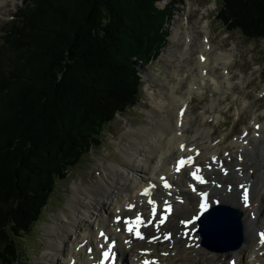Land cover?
Returning a JSON list of instances; mask_svg holds the SVG:
<instances>
[{"label": "trees", "instance_id": "16d2710c", "mask_svg": "<svg viewBox=\"0 0 264 264\" xmlns=\"http://www.w3.org/2000/svg\"><path fill=\"white\" fill-rule=\"evenodd\" d=\"M158 0H28L0 39V262L40 220L118 114L136 106L138 66L160 56L171 12ZM229 31L264 40V0H223Z\"/></svg>", "mask_w": 264, "mask_h": 264}, {"label": "bare ground", "instance_id": "6f19581e", "mask_svg": "<svg viewBox=\"0 0 264 264\" xmlns=\"http://www.w3.org/2000/svg\"><path fill=\"white\" fill-rule=\"evenodd\" d=\"M6 2L7 0H0V11ZM186 28L181 40L190 46L196 32L190 25ZM202 30L205 35L201 52L193 62L187 63V68L180 76L177 75L176 85L189 82L187 90L176 95L174 85H165L168 103L162 99L155 104L162 109L170 108L169 115L162 117L155 127L152 125L150 129L132 131L128 143L120 147L123 161L106 166L96 188H75L70 211L56 215V223L49 224L48 238L51 246L44 264H99L101 252L105 250L99 247L104 243L103 237L99 236L103 230L110 238L109 242H117L113 253L121 264H142V261L149 258L156 259L157 264H264V244L260 242L261 233H264L262 125L255 122V117L254 134L250 135V130L246 129L247 135L244 133L231 143L232 152L228 155L226 150L220 153L222 141L214 143L210 131L205 132L203 126H197L194 135H190L194 119L188 113V106L194 94L210 89L221 97L233 84L228 66L235 57L234 54H215L214 46L208 39L209 21L203 23ZM179 34L178 28L173 39L177 41ZM188 54L185 52L184 56L188 57ZM217 67H221L223 71H217ZM218 100L213 99L210 107L213 112L210 117L217 121L222 115L218 109ZM202 118L205 122L208 121L206 115ZM254 144H259V147L254 148ZM185 156L193 157L191 165L176 172L177 161ZM213 158L217 163H213ZM260 161H263L261 166L258 165ZM221 165L227 174L221 170ZM197 166L206 183L198 184L191 179L189 173ZM161 176H165L171 185L170 189L163 187ZM150 185L156 186L151 190L156 203L155 213L159 215L163 212L166 207L164 201L171 205L168 220L159 226V230L155 227L158 219H153L152 206L147 203V197L142 195ZM245 188L248 206L244 203ZM199 193H207L208 196L202 198ZM200 203H208V207L212 209L217 205H224L242 211L244 241L239 248L223 252L209 249L203 245L198 222L191 223L189 227L183 225L184 220L196 217L200 211ZM129 204L134 205L131 211ZM137 212L145 215V222L153 219V223L145 227V239L142 241L134 240L132 234L126 231V226L116 221L117 216L132 220ZM117 228L120 229L119 232L116 231ZM185 230H189L187 235ZM165 234H169L171 238L165 239ZM153 236L159 239L149 243L148 240ZM125 240L131 241L130 245L125 244ZM89 248L92 249L91 252H88Z\"/></svg>", "mask_w": 264, "mask_h": 264}, {"label": "rangeland", "instance_id": "374dc122", "mask_svg": "<svg viewBox=\"0 0 264 264\" xmlns=\"http://www.w3.org/2000/svg\"><path fill=\"white\" fill-rule=\"evenodd\" d=\"M27 1L7 0L1 7L0 39L2 31ZM222 3L223 0H158L155 3L159 10L171 12V18L169 23L164 25V34L167 33V36L160 56L148 66L139 62L137 68L140 77L139 100L136 106L118 114L107 124L102 133L100 146L90 151L80 163L70 169L67 179L57 182L40 220L35 223L29 235L23 239H16L22 257L12 264H44L51 246L48 238L49 224L56 223V215L70 211L69 206L72 205L75 188L77 186L96 188L101 182L100 177L105 167L110 163L123 161L120 147L128 143L132 131L140 128L150 129L152 125L155 127L162 117L169 115L170 108L162 109L155 103L162 99L168 103L165 85H174L176 95H181L187 90L189 82L184 81L176 85L177 75H181L187 68V63L193 62L201 52L205 35L202 25L205 21H209L208 39L214 46L213 52L232 53L235 56L228 66L233 84L221 97L210 89H205L204 93L194 94L188 106V113L194 119L190 135L193 136L196 129L203 126L205 132L210 131L214 143L222 141L220 153L226 150L228 155L232 152L231 143L242 137L246 129L250 130V135L254 134L255 117H257L255 122L262 125L264 134V40H248L240 31H229L216 17ZM188 25L196 32L190 46L181 40ZM178 28L180 34L176 41L173 35ZM185 52L189 53L188 57L184 56ZM216 70L223 71L221 67H217ZM213 99H219L218 109L222 115L218 121L210 117L213 113L210 108ZM203 115L208 117L207 122L202 118ZM253 146L258 148L259 144ZM261 162L263 163L260 161L259 166L262 165ZM1 258L0 256V260Z\"/></svg>", "mask_w": 264, "mask_h": 264}, {"label": "snow or ice", "instance_id": "6c2138e0", "mask_svg": "<svg viewBox=\"0 0 264 264\" xmlns=\"http://www.w3.org/2000/svg\"><path fill=\"white\" fill-rule=\"evenodd\" d=\"M182 115H183V112H181V116ZM257 127H259V126H257ZM245 135H247V134L245 133ZM181 149L183 150V145H181ZM191 163H192V158L191 157H188V158H183L182 157V158H180L177 161V166L175 168L176 172H179L180 169L185 166V164L191 165ZM213 163H217L215 158H213ZM208 167L211 168V165H208ZM221 170H224L222 165H221ZM199 171H200V168H199V166H197L196 170L193 171V172H190L189 174L193 177V179L197 180L199 183H206V181L204 180L203 176L197 175V173ZM224 171H225V174H227L226 170H224ZM237 171H239V169H237ZM160 180L163 182V187L164 188L167 189V188L171 187V185L168 184V182L165 180V178L163 176L160 177ZM216 186L219 187V185H216ZM155 187H156L155 185H150L149 187H146L144 189L142 195L147 197V203L152 206L153 219H158V223L155 225V227H156L157 230H159V226L164 223V220L166 219V216H164V217H156L155 216L156 203L153 200L152 193L150 191V188H155ZM240 187L244 188L243 185H240ZM229 190H231V189L229 188ZM193 191H196V189L193 188ZM199 195L206 197L207 193H199ZM216 203H219V202L217 201ZM244 203H245V206H248V195H247V189L246 188L244 189ZM164 204L166 206V210L170 212L171 211V205H169L167 203V201H164ZM128 208L131 211L134 208V205L129 204ZM199 208H200V214L195 217V219H197V220H199L200 216L203 215V213L205 211H207L208 203H200L199 204ZM153 219H148L147 222H145V219L142 218V216H141V214L139 212H137L135 214V217H134L133 220L122 219V217H120V216L116 217L117 223H123L126 226V231L128 233L134 235L135 238L140 239V240H144L145 239V236L140 232L141 226L148 227L149 225H151L153 223ZM205 219H207V218H205ZM189 222H191V220ZM116 231L119 232L120 229L117 228ZM99 235L101 237H103V240H104V243L99 245V247L101 249H106V250H104L102 252V256H103L104 259L100 262V264H104L105 261L109 260L110 253H111V255L113 257L115 256V253L112 252V249L115 247L116 241L112 240L111 242H109L108 236H106L105 233L102 232V231L99 233ZM170 238L171 237H170L169 234H165V239H170ZM158 239H159V237L153 236L151 239L148 240V242L151 243V242H153V240H158ZM260 242L262 244H264V233H261V241ZM124 243L127 244V245H130L131 241L125 240ZM91 251H92V249L89 248L88 252H91ZM164 255H167V253H164ZM143 264H157V262L156 261H144Z\"/></svg>", "mask_w": 264, "mask_h": 264}, {"label": "water", "instance_id": "95a60500", "mask_svg": "<svg viewBox=\"0 0 264 264\" xmlns=\"http://www.w3.org/2000/svg\"><path fill=\"white\" fill-rule=\"evenodd\" d=\"M242 215L240 210L224 205L205 213L198 222L203 245L220 252L239 248L244 241Z\"/></svg>", "mask_w": 264, "mask_h": 264}]
</instances>
